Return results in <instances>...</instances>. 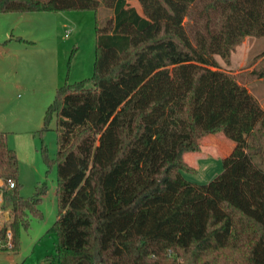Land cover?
<instances>
[{"label": "trees", "instance_id": "obj_1", "mask_svg": "<svg viewBox=\"0 0 264 264\" xmlns=\"http://www.w3.org/2000/svg\"><path fill=\"white\" fill-rule=\"evenodd\" d=\"M136 1L139 9L132 4ZM110 10L103 17L99 8ZM91 10L93 74L56 89L40 133L55 121L56 235L46 264H264V109L226 71L246 36L264 37V0H0V14ZM12 40L27 42L20 36ZM234 142L207 183L183 159L201 139ZM16 150L0 131V187L13 250L41 216V190L19 194Z\"/></svg>", "mask_w": 264, "mask_h": 264}, {"label": "rangeland", "instance_id": "obj_2", "mask_svg": "<svg viewBox=\"0 0 264 264\" xmlns=\"http://www.w3.org/2000/svg\"><path fill=\"white\" fill-rule=\"evenodd\" d=\"M132 4L139 9L136 1ZM21 13L27 17L18 16ZM99 14L103 17L111 15L110 10L102 6ZM94 24L95 14L91 10L0 14V91H5L9 86L6 80L11 81L12 76L23 84L21 87L9 86L12 87L8 97L10 105L1 110L0 130L6 132L10 144L18 151L20 196L29 198L37 190L42 191L38 205L41 216L30 215L28 227H19L18 248L0 254V264H46L45 256L54 252L56 235L46 232L57 218L56 166L46 162L42 148L53 158L58 133L55 121L41 133L40 129L56 89L65 82L74 83L92 76ZM11 36L14 39L20 36L27 42L12 40L11 44L18 45L3 53L1 42ZM263 51L264 37L246 36L231 52L229 64L218 55L215 58L226 71H249L258 63L255 58ZM8 65L11 66L7 69ZM7 71L11 73L5 74ZM27 77L33 78L27 80ZM246 86L264 109V77L249 81ZM183 159L195 170H182L181 174L198 184L209 182L223 168L214 149L187 151Z\"/></svg>", "mask_w": 264, "mask_h": 264}, {"label": "crops", "instance_id": "obj_3", "mask_svg": "<svg viewBox=\"0 0 264 264\" xmlns=\"http://www.w3.org/2000/svg\"><path fill=\"white\" fill-rule=\"evenodd\" d=\"M18 16H22L23 18H26L27 17V15H22V13L20 15H18ZM3 45H2V47H3V53H7V52L11 51V49L14 48L15 46H17L18 44H14V43L13 44H11V43L9 44L8 43V44H3ZM0 50H1V46H0ZM13 59H14V61L16 60L15 58H13ZM11 65L6 66L7 69ZM11 72L13 74H15V70H12ZM11 72L10 71H7L5 74L9 75ZM32 78L33 77H31V78L30 77H27V80L28 79H32ZM6 83H8L9 86H11V84H13V86L15 85L17 87L18 86L21 87L23 85L22 83H20V81L15 76H12L11 81L9 79H7L6 80ZM9 86L6 87L5 91H0V102H1L0 103V114H1V110L7 108V106L10 105V100H9L8 97H10L9 93H11L10 90L12 89V87H9ZM0 122H1V120H0ZM1 128L2 127L0 126V129ZM3 130H6V129H3ZM8 145L11 148L13 147L12 149L16 150L15 147L10 144L9 137H8ZM200 146H201V149L199 151H201L204 148L205 149H214L215 150V157H217L218 159H220V158L226 157L227 155L230 154V152L232 151V149L234 147V142H233V140L231 141L230 139H228L227 137H225L221 133H215V134H209V135L204 136L201 139V141H200ZM16 152H17V158H18V151L16 150ZM190 167L193 170H195L192 166H190ZM4 253L5 252L0 253V254H4Z\"/></svg>", "mask_w": 264, "mask_h": 264}, {"label": "built area", "instance_id": "obj_4", "mask_svg": "<svg viewBox=\"0 0 264 264\" xmlns=\"http://www.w3.org/2000/svg\"><path fill=\"white\" fill-rule=\"evenodd\" d=\"M14 181L11 179L3 180L0 178V187H7L9 189L14 188ZM3 198L0 190V253L8 252L9 250H13V235L9 228L6 226V222L9 220V211H7L4 207H2ZM7 213V218H5L4 214ZM14 264V263H10ZM17 264V263H16Z\"/></svg>", "mask_w": 264, "mask_h": 264}, {"label": "water", "instance_id": "obj_5", "mask_svg": "<svg viewBox=\"0 0 264 264\" xmlns=\"http://www.w3.org/2000/svg\"><path fill=\"white\" fill-rule=\"evenodd\" d=\"M5 218H7V213L4 214ZM8 219V218H7ZM100 264H103V263H100Z\"/></svg>", "mask_w": 264, "mask_h": 264}]
</instances>
